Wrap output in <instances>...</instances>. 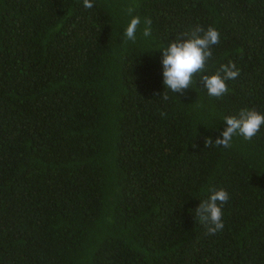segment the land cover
Segmentation results:
<instances>
[{"label":"trees","instance_id":"1","mask_svg":"<svg viewBox=\"0 0 264 264\" xmlns=\"http://www.w3.org/2000/svg\"><path fill=\"white\" fill-rule=\"evenodd\" d=\"M197 26L220 42L173 93L162 48ZM229 61L209 96L200 76ZM241 109L264 114V0H0V264H264V125L205 146Z\"/></svg>","mask_w":264,"mask_h":264},{"label":"clouds","instance_id":"2","mask_svg":"<svg viewBox=\"0 0 264 264\" xmlns=\"http://www.w3.org/2000/svg\"><path fill=\"white\" fill-rule=\"evenodd\" d=\"M83 5L85 8H92L93 0H83ZM133 11L134 9L129 6L128 14L131 15ZM140 23L139 16L131 18L124 32V37L127 40L133 42L136 40ZM144 24L142 35L149 37L152 34L151 18H145ZM219 42L220 33L215 27L209 26L205 30L203 27L197 26L191 33H181L167 47L162 48L163 84L166 88L173 93H183L189 86H192L193 77L203 73L206 61L212 56L211 46ZM239 74L240 70L235 62L229 61L228 64L222 65L216 74H202L200 80L209 96L219 98L229 91L226 81L236 79ZM161 96L165 101L169 99L166 92ZM160 115L165 116L166 113L161 112ZM223 120L227 127L221 136L217 137L214 142L211 137L207 138L205 146H211L214 143L216 146L230 148L233 136L237 134L250 141L264 125V114L255 109H241L238 115H229ZM228 200L229 194L225 189L214 190L209 198L201 201L196 208L195 217L205 226L207 235H214L223 230L222 207Z\"/></svg>","mask_w":264,"mask_h":264}]
</instances>
